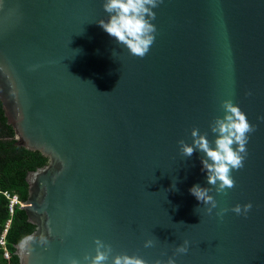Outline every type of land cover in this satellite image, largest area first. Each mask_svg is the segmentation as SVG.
Segmentation results:
<instances>
[{
    "label": "water",
    "instance_id": "95a60500",
    "mask_svg": "<svg viewBox=\"0 0 264 264\" xmlns=\"http://www.w3.org/2000/svg\"><path fill=\"white\" fill-rule=\"evenodd\" d=\"M103 3L0 0L2 108L17 145L48 158L27 177L20 208L36 229L16 245L20 264H92L97 240L104 264H264V0H162L143 58L99 27ZM224 101L255 131L218 194L206 155L179 141L197 129L214 148ZM194 185L211 189V214Z\"/></svg>",
    "mask_w": 264,
    "mask_h": 264
},
{
    "label": "clouds",
    "instance_id": "9594fccd",
    "mask_svg": "<svg viewBox=\"0 0 264 264\" xmlns=\"http://www.w3.org/2000/svg\"><path fill=\"white\" fill-rule=\"evenodd\" d=\"M161 2L162 0H104L103 9L108 14V20H100L98 25L118 43L125 45L130 54L143 58L155 40L156 28L150 21L155 19L153 9L158 7ZM223 108L225 110L224 117L217 119L215 121L217 127L212 128V131L217 133L214 148L210 147L205 136L199 135L197 129L192 130L193 143L191 146L183 140L179 141L184 156L191 157L197 150L206 155L207 159L201 160L202 171L206 173L207 183L215 186L218 194L234 187L231 172L243 167L247 154L248 134L255 131L238 106H234L231 101H224ZM189 191L198 202L210 205L207 208L209 214L217 207L215 199L209 195L211 189L194 185ZM251 208V204L236 205L231 211L237 215H246ZM227 211L228 209H221L217 215L222 218ZM32 240H34L33 236L25 238V242ZM40 243H47L44 236L40 237ZM95 243L97 252L92 258V264H104L108 255L101 249L105 248V245L99 240ZM144 246L152 247L153 241L148 240ZM188 250V241H185L182 246L175 249V253L186 254ZM108 251L110 252V248ZM84 259L87 260L88 257ZM71 264H79V262L74 259ZM113 264H145V261L138 256L122 255L116 256L113 259ZM156 264H161V262L157 261ZM167 264H175V260L169 258Z\"/></svg>",
    "mask_w": 264,
    "mask_h": 264
},
{
    "label": "trees",
    "instance_id": "16d2710c",
    "mask_svg": "<svg viewBox=\"0 0 264 264\" xmlns=\"http://www.w3.org/2000/svg\"><path fill=\"white\" fill-rule=\"evenodd\" d=\"M47 163L48 158L41 152L30 151L17 145L15 131L8 123L0 101V236L9 219L8 200L3 192L16 193L21 201L26 202L29 189L28 174ZM35 229L24 210L17 208L6 236L10 258L5 259L3 250L0 249V264H20L16 245Z\"/></svg>",
    "mask_w": 264,
    "mask_h": 264
},
{
    "label": "built area",
    "instance_id": "2783aa9c",
    "mask_svg": "<svg viewBox=\"0 0 264 264\" xmlns=\"http://www.w3.org/2000/svg\"><path fill=\"white\" fill-rule=\"evenodd\" d=\"M4 196L8 200V213H9V219L6 222V225L4 227V230L0 236V249L3 250V257L5 259L10 258V252L7 249V240L6 236L8 233V230L10 228V225L12 223V218L14 216L15 210L20 207H24L25 204H22L23 201L19 198V196L16 193H10V192H3Z\"/></svg>",
    "mask_w": 264,
    "mask_h": 264
}]
</instances>
